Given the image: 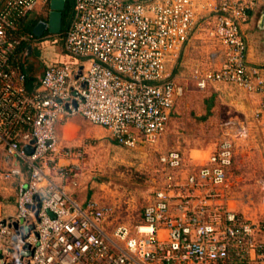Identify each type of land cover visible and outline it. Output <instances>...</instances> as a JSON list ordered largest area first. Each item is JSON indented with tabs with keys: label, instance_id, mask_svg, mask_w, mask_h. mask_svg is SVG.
<instances>
[{
	"label": "built area",
	"instance_id": "2783aa9c",
	"mask_svg": "<svg viewBox=\"0 0 264 264\" xmlns=\"http://www.w3.org/2000/svg\"><path fill=\"white\" fill-rule=\"evenodd\" d=\"M39 1L0 0V182L17 178L18 207L0 222V236L15 264H264V225L232 208L223 190L230 138L184 176L173 173L182 153L162 154L170 173L134 226L110 222V205L81 204L54 179L75 170L57 133L64 118L81 115L128 147L164 132L183 92L167 66L204 15L217 48L195 70L198 88L232 84L258 94L254 117L264 122V64L249 61L243 32L264 0H74L64 36L70 60L44 62L41 76L30 48L42 36L26 28Z\"/></svg>",
	"mask_w": 264,
	"mask_h": 264
},
{
	"label": "rangeland",
	"instance_id": "374dc122",
	"mask_svg": "<svg viewBox=\"0 0 264 264\" xmlns=\"http://www.w3.org/2000/svg\"><path fill=\"white\" fill-rule=\"evenodd\" d=\"M45 36L39 47L31 45V61L40 58L42 70L43 64L53 59L69 61L70 57L60 56L65 54L62 36ZM216 48L215 38L196 31L180 52L170 73L183 92L166 129L155 141L134 147L122 145L106 127L81 115L78 122L67 126L62 146H71L74 157L68 160L75 162V170L63 181H79L84 193L91 191L89 198L110 205L114 210L110 222L134 226L141 220L144 207L170 173L160 161L162 154L179 150L184 165L173 173L184 176L193 166L205 162L222 139L230 138L234 160L223 188L227 201L264 225V122L255 119L247 103V91L232 84L206 89L196 84L197 66L209 65ZM3 239L0 236V249L6 255L0 256V264H15V255L5 248Z\"/></svg>",
	"mask_w": 264,
	"mask_h": 264
},
{
	"label": "crops",
	"instance_id": "0c3cea01",
	"mask_svg": "<svg viewBox=\"0 0 264 264\" xmlns=\"http://www.w3.org/2000/svg\"><path fill=\"white\" fill-rule=\"evenodd\" d=\"M131 1H137V0H131ZM141 1H147V0H141ZM72 3L74 5V0H62L63 9L62 14L67 7L68 3ZM57 3V0H40L38 2L37 8L35 11L32 12V14L29 16L30 18H38L40 20L45 19L48 20L49 13L52 10V5ZM73 7V6H72ZM73 13V12H72ZM73 17V15H72ZM28 19V21H29ZM39 20V21H40ZM38 21V22H39ZM37 22V23H38ZM209 18L204 15L201 16L200 23L196 29V31L200 32L201 34H204L208 36V26H209ZM195 31V32H196ZM46 32V31H45ZM44 32V33H45ZM49 32V31H48ZM194 32V33H195ZM243 32L245 34V37L248 42V59L253 64H264V3H262L258 8H256L252 14L250 19L243 25ZM45 35H55L54 33H46ZM194 35V34H193ZM43 38V37H42ZM186 47V46H185ZM184 47V48H185ZM62 57H69L65 53L64 55H60ZM175 63H169L167 66V72L171 75L172 67H174ZM199 65V64H197ZM208 67V64H203L202 66H197V68L206 69ZM41 76L42 69H40V72H37L36 74H39ZM174 78V77H173ZM246 99L249 107L255 110V108L258 106L260 101V96L255 93H249L246 92ZM78 116V115H77ZM77 116L64 118L60 120L57 124V133L59 136L60 143L65 141V136L68 131V125L75 124L79 121V118ZM70 147L71 146H67ZM0 146V167L5 164L3 160V154L4 150ZM72 149V148H71ZM54 179L56 182L60 185H63L68 193L71 195H74V199L78 201L81 204H86L88 200H91L92 198H89V194L91 191L89 190L88 193H84V187L80 186L79 181H71V182H65L62 178L54 176ZM18 213V207H17V178L11 181L6 182H0V222L4 221L7 218L16 216Z\"/></svg>",
	"mask_w": 264,
	"mask_h": 264
},
{
	"label": "water",
	"instance_id": "95a60500",
	"mask_svg": "<svg viewBox=\"0 0 264 264\" xmlns=\"http://www.w3.org/2000/svg\"><path fill=\"white\" fill-rule=\"evenodd\" d=\"M62 0H57V3L52 5V10L49 13L48 20L42 19L40 20L36 26L34 27V33L41 37L45 31H49L50 33L59 34L62 30V20H63V4L60 3ZM1 223H4L2 221ZM27 248H30V244L26 245ZM9 251L13 252V248H9ZM25 256H30L32 254V249H28L27 251L22 252ZM0 256L3 257L2 250L0 249Z\"/></svg>",
	"mask_w": 264,
	"mask_h": 264
},
{
	"label": "trees",
	"instance_id": "16d2710c",
	"mask_svg": "<svg viewBox=\"0 0 264 264\" xmlns=\"http://www.w3.org/2000/svg\"><path fill=\"white\" fill-rule=\"evenodd\" d=\"M72 6H73V4L69 2L67 7L65 8V10L63 12L62 30H61V32L59 34H57V38L58 39H59V36H62L63 42H64V36H65L66 30L69 27L70 22L72 20V15H73V13H72L73 12V7ZM39 20L40 19L33 17V18H30L29 21L27 22L26 28L31 34H34V27L36 26V24H37V22ZM46 33H49V32L46 31L44 34H46ZM40 40H41V38H40ZM65 53H66V51H65ZM37 54H39L38 51H37ZM55 60L56 59H53L52 61H55ZM40 64H41V61H40ZM32 72H33V74H36L37 72H39V70H36V68H35ZM29 79H30L29 86L33 87V85L36 84L37 78L34 75V76H31Z\"/></svg>",
	"mask_w": 264,
	"mask_h": 264
}]
</instances>
